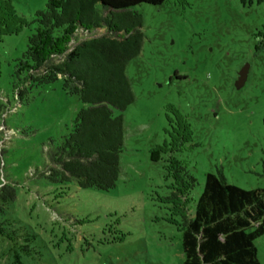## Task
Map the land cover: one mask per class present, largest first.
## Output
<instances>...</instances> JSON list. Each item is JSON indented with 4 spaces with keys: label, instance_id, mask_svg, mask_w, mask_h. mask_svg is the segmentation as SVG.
Listing matches in <instances>:
<instances>
[{
    "label": "rangeland",
    "instance_id": "rangeland-1",
    "mask_svg": "<svg viewBox=\"0 0 264 264\" xmlns=\"http://www.w3.org/2000/svg\"><path fill=\"white\" fill-rule=\"evenodd\" d=\"M47 1L14 0L30 20ZM134 8L145 41L127 68L136 100L115 112L126 138L111 190L49 180L51 139L87 104L61 78L15 95L35 23L0 43V183L17 190L0 197V264H183V214L195 212L208 172L264 188V0ZM256 242L264 264V235Z\"/></svg>",
    "mask_w": 264,
    "mask_h": 264
},
{
    "label": "trees",
    "instance_id": "trees-1",
    "mask_svg": "<svg viewBox=\"0 0 264 264\" xmlns=\"http://www.w3.org/2000/svg\"><path fill=\"white\" fill-rule=\"evenodd\" d=\"M165 1L48 0L30 20L14 0H0V43L35 23L13 72L18 99L61 78L87 104L69 132L51 139L45 171L50 181L103 190L117 186L126 128L124 115L115 112L136 100L127 68L145 41L144 17L134 7ZM16 196L15 186L0 183V197ZM180 228L183 264H262L256 241L264 235V188L247 189L208 172L195 212L185 209Z\"/></svg>",
    "mask_w": 264,
    "mask_h": 264
},
{
    "label": "water",
    "instance_id": "water-1",
    "mask_svg": "<svg viewBox=\"0 0 264 264\" xmlns=\"http://www.w3.org/2000/svg\"><path fill=\"white\" fill-rule=\"evenodd\" d=\"M250 67H251V64L247 63L240 70L239 77L236 81L237 88L240 89L246 84L248 77H249V73H250Z\"/></svg>",
    "mask_w": 264,
    "mask_h": 264
}]
</instances>
